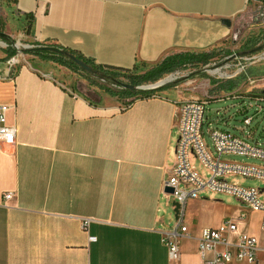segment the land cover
Masks as SVG:
<instances>
[{
    "label": "crops",
    "instance_id": "0c3cea01",
    "mask_svg": "<svg viewBox=\"0 0 264 264\" xmlns=\"http://www.w3.org/2000/svg\"><path fill=\"white\" fill-rule=\"evenodd\" d=\"M2 1L25 21L32 45L55 44L120 73L212 50L246 18L264 26L253 22L254 0ZM22 54L4 77L0 49V105L16 127L14 143L0 145V264H204L200 230L225 218L227 203L205 195L186 201L176 260L161 237L171 228L162 181L174 159L178 103L193 94L161 86L132 96L98 74ZM6 191L12 195L3 199ZM231 208L260 221L245 205ZM236 224L261 236L244 220ZM225 264H264V252Z\"/></svg>",
    "mask_w": 264,
    "mask_h": 264
},
{
    "label": "built area",
    "instance_id": "2783aa9c",
    "mask_svg": "<svg viewBox=\"0 0 264 264\" xmlns=\"http://www.w3.org/2000/svg\"><path fill=\"white\" fill-rule=\"evenodd\" d=\"M260 3L252 11L253 22L264 23V0H254ZM8 43L0 38V48L6 49ZM15 48V43H12ZM16 55L4 59V67L8 77L15 64H19ZM102 82L106 79L99 78ZM111 86H115L110 81ZM204 100L184 99L178 103V120L173 146V163L169 166L162 188L169 186L171 192L162 193L173 199L172 226L161 232L163 243L167 248V258L174 261L179 255L178 237L187 234L183 223L185 203L188 199L199 197V194L216 193L233 197L252 211L261 213L259 221L260 237L244 232H237L236 220L223 218L214 227H204L197 238V250L204 264H225L234 257L247 261L255 260V253L264 252V146L257 142L251 143L244 137L232 134L228 130L213 127L205 129L210 143H207L202 131ZM7 105H0V145H10L15 141L16 127L6 123ZM251 116L242 119L244 126L250 124ZM250 132L246 135L248 138ZM222 155H240L257 159L259 163H247L222 158ZM192 161L200 166L198 171ZM228 176H240L242 179L256 180L258 185L241 186L230 181ZM12 192L3 193V199H8ZM243 217V214H240ZM230 235L234 240L230 241ZM94 239V237H90ZM222 245V249H217ZM261 247V248H260ZM207 251L212 252L210 258H205Z\"/></svg>",
    "mask_w": 264,
    "mask_h": 264
},
{
    "label": "rangeland",
    "instance_id": "374dc122",
    "mask_svg": "<svg viewBox=\"0 0 264 264\" xmlns=\"http://www.w3.org/2000/svg\"><path fill=\"white\" fill-rule=\"evenodd\" d=\"M252 24L249 18L242 20L229 39L209 50L211 54L206 59L195 57L187 63L175 64L151 78L144 76L149 68L137 67L127 73H119L116 80L134 85L130 88L134 90L132 96L155 94L159 87L165 86L178 92L193 94V97L188 99L204 100L202 131L207 143H210V140L205 133L206 127H217L244 137L251 143L257 142L264 146V94L261 92L264 88V26ZM0 32L8 35L13 40L12 43H15L20 63L22 61L20 58L24 56L22 50L34 45L26 38L25 21H21V16L2 0H0ZM77 70L82 75V70ZM156 83L159 85L154 86ZM114 84L119 88L115 86L110 88L116 91L127 88L116 81ZM245 116H251L250 124L239 131L237 127L243 125L242 119ZM249 132L250 136L247 138ZM222 158L247 163L261 162L240 155H222ZM192 163L202 172L196 162L192 161ZM228 179L241 186L258 185V181L242 179L240 176H228ZM203 195L230 205L226 217L244 220L247 230H258V214H250L245 210L244 216L241 217L239 210L231 207L235 205L243 207V204L233 197L211 193L199 194V197ZM164 215L170 221L168 226H172V197H169V205L165 207Z\"/></svg>",
    "mask_w": 264,
    "mask_h": 264
},
{
    "label": "trees",
    "instance_id": "16d2710c",
    "mask_svg": "<svg viewBox=\"0 0 264 264\" xmlns=\"http://www.w3.org/2000/svg\"><path fill=\"white\" fill-rule=\"evenodd\" d=\"M0 38L5 40L8 43V46L5 49V52H6L5 59L15 55L17 52V48L12 46L13 40L11 38H9L8 35H6V34ZM47 46L56 47V48L60 49L62 51V53H56L54 51L48 50L47 48H45ZM22 51L24 53H30V54L38 55V56H41L43 58L55 61L59 64L65 65L66 67H69L71 69H81L85 73H87L88 75L98 74L108 81H112V82L116 81L117 83L119 82V84H121L122 86H124V84H125V83H121L120 81L116 80V76L120 73L121 69L113 67V66H109V65L95 64V63H93V61L90 58L84 57L81 54H78L72 50H69V49L64 48V47H60V46L55 45V44H49L48 43V44L34 45L31 48L23 49ZM210 52L211 51H201V52L194 53V52L185 51V52H179V53H175V54L166 56L154 68L147 71L144 76L147 78H151V77L161 73L164 70H168L171 66H173L175 64L177 65V64L187 63L195 57H198V58L201 57V58L206 59L209 56V54H211ZM66 53L72 54L75 57H77L78 59H80L81 61H83L89 67V70H85V69H82L81 67H79L76 63H74L66 55ZM129 89H130L129 87H127V88L125 87L122 90L124 92H126ZM105 90H109V89L105 88ZM109 91L114 93L113 90H109Z\"/></svg>",
    "mask_w": 264,
    "mask_h": 264
},
{
    "label": "water",
    "instance_id": "95a60500",
    "mask_svg": "<svg viewBox=\"0 0 264 264\" xmlns=\"http://www.w3.org/2000/svg\"><path fill=\"white\" fill-rule=\"evenodd\" d=\"M222 22L225 23V24H228L229 21H228L227 19H222ZM3 35H5V33L0 32V37H2ZM45 48H47L48 50L54 51V52H56V53H62V51H61L60 49L56 48V47L47 46V47H45ZM66 55H67V56H68V57H69L74 63H76L79 67H81L82 69L89 70V67H88L83 61H81L80 59H78L77 57H75L74 55H72V54H67V53H66ZM158 85H159V83L155 84L154 86H158ZM124 86H127V87H129V88H133V87H134V85H131V84H124ZM261 92L264 94V88L261 90ZM163 191L169 193V192L172 191V188L169 187V186H165V187L163 188Z\"/></svg>",
    "mask_w": 264,
    "mask_h": 264
},
{
    "label": "bare ground",
    "instance_id": "6f19581e",
    "mask_svg": "<svg viewBox=\"0 0 264 264\" xmlns=\"http://www.w3.org/2000/svg\"><path fill=\"white\" fill-rule=\"evenodd\" d=\"M157 84V83H156Z\"/></svg>",
    "mask_w": 264,
    "mask_h": 264
},
{
    "label": "flooded vegetation",
    "instance_id": "af4514ba",
    "mask_svg": "<svg viewBox=\"0 0 264 264\" xmlns=\"http://www.w3.org/2000/svg\"><path fill=\"white\" fill-rule=\"evenodd\" d=\"M114 82V81H113Z\"/></svg>",
    "mask_w": 264,
    "mask_h": 264
}]
</instances>
